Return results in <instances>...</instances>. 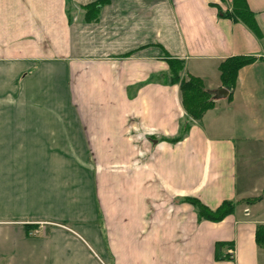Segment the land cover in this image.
Masks as SVG:
<instances>
[{"label": "crops", "instance_id": "0c3cea01", "mask_svg": "<svg viewBox=\"0 0 264 264\" xmlns=\"http://www.w3.org/2000/svg\"><path fill=\"white\" fill-rule=\"evenodd\" d=\"M94 1L0 0V264H264V176L237 186L238 158L264 171V0H245L261 38L218 15L231 0H110L85 22ZM165 54L228 91L176 142ZM233 56L256 60L229 89ZM189 198L237 205L200 220Z\"/></svg>", "mask_w": 264, "mask_h": 264}, {"label": "trees", "instance_id": "16d2710c", "mask_svg": "<svg viewBox=\"0 0 264 264\" xmlns=\"http://www.w3.org/2000/svg\"><path fill=\"white\" fill-rule=\"evenodd\" d=\"M110 0H96L85 6H81L83 20L95 22L102 7ZM218 9V15L240 22L246 26L257 37L261 38V31L256 23L254 13L249 9L245 0H231L230 10ZM168 65V74L165 76V83L168 85L177 84L180 90L181 103L185 112V118L180 124V132L171 141L176 142L182 139L188 132L193 121L198 120L202 114L212 107L213 99L209 91L205 90L200 79L184 74V61L164 55ZM256 60L252 56H233L225 59L219 65L220 81L222 86L231 89L234 85L238 70ZM186 201L191 204L200 220L220 221L227 215L234 212L236 202L224 201L215 210H210L197 199L189 198ZM254 201V200H253ZM255 243L264 249V224L258 225L254 233ZM219 248V245L217 246ZM229 258V256H227Z\"/></svg>", "mask_w": 264, "mask_h": 264}, {"label": "rangeland", "instance_id": "374dc122", "mask_svg": "<svg viewBox=\"0 0 264 264\" xmlns=\"http://www.w3.org/2000/svg\"><path fill=\"white\" fill-rule=\"evenodd\" d=\"M72 10V9H70ZM78 13V12H77ZM251 168L249 169L248 174L243 173V169L240 165V159L238 158V164H237V186L240 189H243L245 187V181L244 178H246L249 182L247 185H259V179L264 176V171L259 163L257 165L254 162L250 163ZM264 205V201H262ZM232 254V253H231Z\"/></svg>", "mask_w": 264, "mask_h": 264}, {"label": "water", "instance_id": "95a60500", "mask_svg": "<svg viewBox=\"0 0 264 264\" xmlns=\"http://www.w3.org/2000/svg\"><path fill=\"white\" fill-rule=\"evenodd\" d=\"M209 92L215 100L225 98L228 95V91L225 88H218Z\"/></svg>", "mask_w": 264, "mask_h": 264}, {"label": "built area", "instance_id": "2783aa9c", "mask_svg": "<svg viewBox=\"0 0 264 264\" xmlns=\"http://www.w3.org/2000/svg\"><path fill=\"white\" fill-rule=\"evenodd\" d=\"M232 253V250L231 249H229V254H231Z\"/></svg>", "mask_w": 264, "mask_h": 264}]
</instances>
